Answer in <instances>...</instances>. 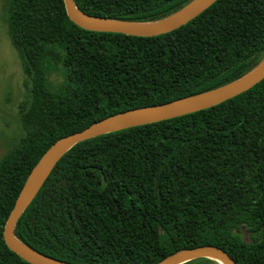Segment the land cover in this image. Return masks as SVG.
I'll list each match as a JSON object with an SVG mask.
<instances>
[{
    "label": "trees",
    "instance_id": "1",
    "mask_svg": "<svg viewBox=\"0 0 264 264\" xmlns=\"http://www.w3.org/2000/svg\"><path fill=\"white\" fill-rule=\"evenodd\" d=\"M191 0H73L90 15L151 22ZM7 36L26 76L21 135L0 159V264H31L3 226L41 155L110 115L205 92L264 59V0H216L155 36L84 29L63 0H9ZM63 80L55 87L51 74ZM244 226L248 239L240 232ZM14 235L71 264H155L212 245L264 264V78L214 106L78 141ZM181 264H221L198 257Z\"/></svg>",
    "mask_w": 264,
    "mask_h": 264
},
{
    "label": "water",
    "instance_id": "2",
    "mask_svg": "<svg viewBox=\"0 0 264 264\" xmlns=\"http://www.w3.org/2000/svg\"><path fill=\"white\" fill-rule=\"evenodd\" d=\"M214 1L216 0H191L172 14L151 22L123 21L90 15L78 9L73 0H63V4L68 18L84 29L148 37L167 33L180 27L208 8ZM262 78H264V59L243 76L211 90L156 105L125 110L57 139L31 168L15 199L2 231L6 246L31 264H71L34 249L14 235L17 219L35 197L55 164L69 148L78 141L103 133L161 121L214 106L249 89ZM206 256L221 264H236L227 252L212 245L180 249L155 264H181Z\"/></svg>",
    "mask_w": 264,
    "mask_h": 264
},
{
    "label": "rangeland",
    "instance_id": "3",
    "mask_svg": "<svg viewBox=\"0 0 264 264\" xmlns=\"http://www.w3.org/2000/svg\"><path fill=\"white\" fill-rule=\"evenodd\" d=\"M9 0H0V159L13 146L22 133L19 124L18 103L23 98L26 76L19 58L7 36L6 15ZM55 87L63 80L60 74H51ZM241 236L248 239V232L241 227Z\"/></svg>",
    "mask_w": 264,
    "mask_h": 264
}]
</instances>
